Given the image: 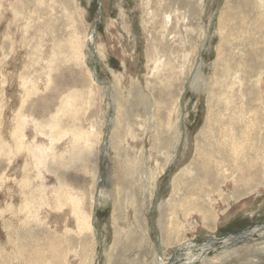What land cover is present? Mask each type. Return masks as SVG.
Masks as SVG:
<instances>
[{
  "label": "rangeland",
  "instance_id": "1",
  "mask_svg": "<svg viewBox=\"0 0 264 264\" xmlns=\"http://www.w3.org/2000/svg\"><path fill=\"white\" fill-rule=\"evenodd\" d=\"M0 127V264H153L183 199L194 263L264 264V0H0Z\"/></svg>",
  "mask_w": 264,
  "mask_h": 264
},
{
  "label": "bare ground",
  "instance_id": "2",
  "mask_svg": "<svg viewBox=\"0 0 264 264\" xmlns=\"http://www.w3.org/2000/svg\"><path fill=\"white\" fill-rule=\"evenodd\" d=\"M93 33V32H92ZM72 39H75V38H72ZM73 44V43H72ZM99 48V47H98ZM153 62V61H152ZM198 75H199V73H198V71L195 73V78H196V80L194 81V84L196 83V81H197V79H198ZM92 81V80H91ZM98 82V81H97ZM99 83V82H98ZM30 85L29 86H31V83H29ZM23 85V84H22ZM21 85V86H22ZM196 85V84H195ZM24 86H25V84H24ZM20 88V87H19ZM33 88V87H32ZM102 88V87H101ZM195 88V87H194ZM28 89V88H27ZM196 89V88H195ZM124 93V92H123ZM125 95V94H124ZM14 98H16V97H14ZM17 103V102H16ZM69 103V102H68ZM66 105V104H65ZM66 107H67V105H66ZM12 109V108H11ZM12 111V110H11ZM10 113V112H9ZM12 113H13V111H12ZM14 116V114L13 115H11V117H13ZM14 118V117H13ZM12 120V119H11ZM10 120V121H11ZM23 123H24V121H23ZM26 123V122H25ZM13 124H16V122L14 123L13 122ZM23 126H25V124H23ZM56 126V125H55ZM53 127V126H52ZM1 128V127H0ZM9 128V127H8ZM7 129V128H6ZM13 129V128H12ZM17 129V128H16ZM168 129V128H167ZM2 130V129H1ZM14 130V129H13ZM51 130H52V128H51ZM9 132V131H8ZM109 132V131H108ZM50 133V132H49ZM43 134V133H42ZM52 134H53V132H52ZM51 134V135H52ZM13 135V134H12ZM11 135V136H12ZM24 135V134H23ZM57 135H59V133L57 134ZM71 135V134H70ZM1 136V135H0ZM21 136V135H20ZM53 136V135H52ZM55 136H56V134H55ZM66 136V135H65ZM23 137V136H22ZM21 137V138H22ZM45 137V136H44ZM47 137V136H46ZM24 138V137H23ZM38 138V137H37ZM40 139H41V137H39ZM50 138V137H49ZM55 138V137H54ZM44 139V138H43ZM47 139V138H46ZM66 139V138H65ZM55 140H57V139H55ZM27 141V140H26ZM50 142V141H49ZM63 142V141H62ZM66 142V141H65ZM40 143V142H39ZM48 143V142H47ZM70 144V142L68 143V145ZM7 145V144H6ZM37 145V144H36ZM41 145V144H40ZM57 145V144H56ZM59 145H60V143H59ZM62 145V144H61ZM66 144H64V146H65ZM68 145H66V146H68ZM48 146L49 145H47V148H48ZM14 147V146H13ZM37 147V146H36ZM43 147V146H42ZM46 147V146H45ZM44 147V148H45ZM52 147V146H51ZM71 147V146H70ZM86 147V146H85ZM19 148V147H18ZM66 148V147H65ZM36 149V148H35ZM7 150V149H6ZM39 150V149H38ZM48 150H50V149H48ZM28 151H30V150H28ZM42 151V150H41ZM55 151V150H54ZM8 152V151H7ZM91 152V151H90ZM32 153V152H31ZM31 153H29V154H31ZM42 154V153H41ZM68 154V153H67ZM70 154V153H69ZM69 154H68V156H69ZM76 154V153H75ZM80 154V153H79ZM235 154L237 155L238 154V152H235ZM20 155V154H19ZM50 155V154H49ZM81 155V154H80ZM100 155V154H99ZM104 152H103V154L101 153V155H100V167L102 166V162H103V160H104ZM20 156H22V155H20ZM64 156V155H63ZM44 157H45V155H44ZM67 157V156H66ZM70 157V156H69ZM11 158V157H10ZM61 158V157H60ZM65 158V157H64ZM78 158V157H77ZM81 158H82V156H81ZM99 158V157H98ZM17 159V158H16ZM69 159V158H68ZM85 159V158H84ZM87 159V158H86ZM38 160H39V158H38ZM71 160V159H70ZM256 160H259V159H256ZM60 161H62V160H60ZM78 161V160H77ZM77 161H76V163H77ZM86 161V160H85ZM27 162V161H26ZM25 162V163H26ZM39 162V161H38ZM41 162V161H40ZM39 162V163H40ZM68 162V161H67ZM79 162V161H78ZM82 162V161H81ZM23 163V162H22ZM29 163V162H28ZM34 163H36V160H35V162ZM42 163V162H41ZM40 163V164H41ZM56 163V162H55ZM58 163V162H57ZM83 163V162H82ZM85 163V162H84ZM254 163V162H253ZM59 164V163H58ZM61 164H62V162H61ZM60 164V165H61ZM64 164V163H63ZM46 165V164H45ZM65 165V164H64ZM10 166V165H9ZM30 166V165H29ZM28 166V167H29ZM56 166V165H55ZM59 166V165H58ZM66 166V165H65ZM83 166V165H82ZM85 166V165H84ZM239 166V165H238ZM34 166H32V168H33ZM15 168H16V166H15ZM22 168H24V167H22ZM85 168V167H84ZM95 168V167H94ZM211 168V167H210ZM17 169V168H16ZM31 169V167L29 168V170ZM34 169V168H33ZM81 169H82V167H81ZM35 170V169H34ZM38 171H39V169H37ZM45 170H46V168H45ZM54 170V169H53ZM56 170V169H55ZM63 170V169H62ZM68 171V170H67ZM85 171V170H84ZM83 171V172H84ZM217 171V170H216ZM87 172V171H86ZM92 172H94V170L92 171ZM91 172V173H92ZM218 172H220L219 170H218ZM15 173H16V171H15ZM101 173V172H100ZM222 173V172H221ZM12 174V173H11ZM44 174V173H43ZM54 174V173H53ZM218 174V173H217ZM223 174V173H222ZM226 174V173H225ZM9 175V174H8ZM16 175V174H15ZM52 175V174H51ZM219 175V174H218ZM45 176V175H44ZM206 176V175H205ZM219 176H222V175H219ZM209 177V176H208ZM45 178V177H44ZM57 178V177H56ZM104 178V177H103ZM197 178V177H196ZM220 178H222V177H220ZM47 179V178H46ZM55 179V178H54ZM207 179V178H206ZM56 180V179H55ZM48 181V180H47ZM57 181V180H56ZM95 181V180H94ZM202 181V180H201ZM5 182V181H4ZM64 182V181H63ZM202 182H204V181H202ZM230 182V181H229ZM66 183H67V181H66ZM96 183H97V185H98V192H97V200H96V203H100L101 204V201H103V199H104V196L105 195H107V193H106V190L103 188V185H102V175H98V177H97V180H96ZM191 183V182H190ZM226 183V182H225ZM193 184H195V183H193ZM198 186H199V184L198 183H196ZM231 184V183H230ZM39 185H41V184H39ZM61 185V184H60ZM63 185V184H62ZM11 186V185H10ZM46 186V185H45ZM56 186V185H55ZM57 186H59V184H57ZM191 186H193V185H191ZM1 187H2V185H1ZM44 187V186H43ZM206 187V186H205ZM45 188V187H44ZM51 188H52V186H51ZM60 188V187H59ZM58 188V189H59ZM215 188V187H214ZM189 189V188H188ZM192 189H193V187H192ZM191 189V190H192ZM196 189V188H195ZM203 189V188H202ZM216 189V188H215ZM51 190V189H50ZM34 191H36V190H34ZM59 191V190H58ZM63 191V190H62ZM61 191V192H62ZM198 191H201V192H199V193H201V195L203 194V190H199V188H198ZM217 191V190H216ZM216 191H214V192H216ZM42 192V191H41ZM74 197L77 195V192H74V191H69ZM189 192V191H188ZM193 192V191H192ZM43 193V192H42ZM4 194V193H3ZM33 194H34V192H33ZM48 194V193H47ZM46 194V195H47ZM63 194V193H62ZM205 194V193H204ZM36 195V194H35ZM43 195V194H42ZM50 195V194H49ZM55 195H56V193H55ZM66 195V194H65ZM82 195V194H81ZM190 195V197H191V195L192 194H189ZM232 195H233V193H232ZM30 196V195H29ZM51 196V195H50ZM67 196V195H66ZM188 196V195H187ZM194 196H196V197H198L199 198V196H200V194L197 196V195H194ZM203 196V195H202ZM206 196V195H205ZM10 197V196H9ZM32 197V196H31ZM42 197V196H41ZM44 197V196H43ZM46 197V196H45ZM56 197V196H55ZM74 197H73V199H74ZM196 197H195V199H196ZM220 198H221V195L219 196ZM7 198H8V196H7ZM16 198H18V197H16ZM15 198V199H16ZM28 198V197H27ZM51 198V197H50ZM69 198V197H68ZM67 198V199H68ZM70 198H72V197H70ZM77 198V197H76ZM76 198H75V200H76ZM81 198H82V196H81ZM182 198V197H181ZM12 199V198H11ZM42 199V198H41ZM44 199V198H43ZM42 199V200H43ZM46 199H47V197H46ZM56 199H57V197H56ZM183 199V198H182ZM195 199H193V200H195ZM200 199V198H199ZM10 200V199H9ZM23 200V199H22ZM72 200V199H71ZM186 200H188V199H186ZM198 200V199H197ZM16 201V200H15ZM58 201V200H57ZM79 201V200H78ZM182 201H184V203H183V205H186V203H185V199H183ZM190 201V200H189ZM188 201V202H189ZM199 201V200H198ZM206 201V200H205ZM213 200H211V202H212ZM28 202V201H27ZM31 202V201H30ZM61 202V201H60ZM74 202V201H73ZM93 202V201H92ZM5 203V202H4ZM25 203V202H24ZM64 204H65V202H63ZM67 203H69V202H67ZM195 203H199V202H195ZM219 203H220V201H219ZM16 204V203H15ZM58 204V203H57ZM192 204V203H191ZM194 204V203H193ZM192 204V205H193ZM200 204V203H199ZM217 203L216 202H212V203H210V205H212L213 207V209H214V211H215V213H214V215H213V209H212V211L210 212V211H208V210H204L202 207H198V206H196V207H194V206H192V208L190 207V209H188L189 208V206H187V208L186 209H183V205H178V207L176 208V209H174V211L170 214H168L167 215V217H168V219L166 220V223H165V227H163L162 228V226H161V223H159V221H158V233H159V238H160V240H161V236H162V233L164 232L165 233V242H166V250L164 251L162 248V250H161V256H158V252H156L155 254H154V257H153V260H154V262H153V264H175L174 263V261H173V259H172V257L171 256H169V257H166V255H168V253H171L172 254V250H174V252L175 251H184L185 253H184V255H183V260L179 263V264H196V263H194V262H196L197 260H199V259H204V256H205V253L208 251V250H210L211 248H212V245L216 242V241H214V240H211V241H209V242H207V243H205L204 245H199V246H195V245H193V244H189V243H184L185 241H184V239L185 238H178L179 240L177 241V242H175V243H173V241H175L176 240V238L178 237V235H179V233H181V235H179V236H185V234L187 233V231H190V232H195V229L200 225L201 227H203V228H205V229H207L208 231H210V232H213V227H214V223L219 219V218H221L223 215H224V212H221V211H219L218 209L220 208V207H218L217 205H216ZM5 205V204H4ZM12 205H14V204H12ZM69 205V204H68ZM173 204L171 203V204H167V209H169L170 210V208H171V206H172ZM175 205V204H174ZM177 205V204H176ZM188 205V204H187ZM202 205V204H201ZM209 205V206H210ZM65 206V205H64ZM71 206V205H70ZM22 207H24V206H22ZM73 207V206H72ZM96 206H94L93 207V209L92 210H94V211H92L93 212V216H92V218L88 221H86V220H84L83 218L81 219V218H79V216H77L78 218H76L75 219V223H76V229H77V232H83V231H85V230H87L88 229V227H89V224H90V227H91V225H92V227H94L95 228V226H96V220H95V212H96V208H95ZM185 207V206H184ZM222 207V206H221ZM19 208H20V206H19ZM57 208V207H56ZM173 208H175V207H173ZM194 208V209H193ZM31 209V208H30ZM43 209V208H42ZM216 209V210H215ZM75 210V209H74ZM20 211V210H19ZM21 211H22V209H21ZM65 211V210H64ZM28 212H29V210H28ZM41 212V211H40ZM68 212V211H67ZM76 212V211H75ZM209 212V213H208ZM47 213V212H46ZM49 213V212H48ZM76 213H78V212H76ZM212 213V214H211ZM53 214V213H52ZM56 214V213H55ZM60 214H62V213H60ZM68 215H69V213H67ZM91 214V213H90ZM210 214L212 215L211 216V218H209V216H210ZM215 214H216V217H215ZM78 215H79V213H78ZM59 217V216H58ZM57 217V218H58ZM54 218V217H53ZM61 218V217H60ZM63 219H64V217H62ZM73 218V217H72ZM66 219V218H65ZM208 220H212V221H210L211 223H208L209 221ZM67 221V220H66ZM220 221V220H219ZM57 221L55 220V222H54V225H55V223H56ZM59 222V221H58ZM199 223V224H198ZM61 231V230H60ZM252 235H257V236H260V237H262V235L264 236V231H262V229H253L252 231H248V232H244V233H242V234H240L239 236H229V237H226L225 239H223L224 241V243L223 244H227V243H232V242H234V243H236V242H240V241H243V240H246L248 237L250 238ZM248 238V239H249ZM83 239H84V237H83ZM159 240V241H160ZM182 242H183V244H182ZM179 243L181 244L180 246H178L179 245ZM234 243H233V246H234ZM103 244V243H102ZM222 244V243H221ZM178 246V247H177ZM175 247V248H174ZM158 248H160V246L158 245ZM174 248V249H173ZM195 249H198L200 252L199 253H197V254H194V253H192V251ZM3 251H5V250H3ZM173 252V253H174ZM84 253V252H83ZM181 253V252H180ZM172 256H174V255H172ZM177 256H178V254H177ZM182 257V256H181ZM202 257V258H201ZM71 258V257H70ZM219 258V257H218ZM49 260V259H48ZM171 260H172V262H171ZM49 262V261H48ZM177 263V262H176Z\"/></svg>",
  "mask_w": 264,
  "mask_h": 264
}]
</instances>
